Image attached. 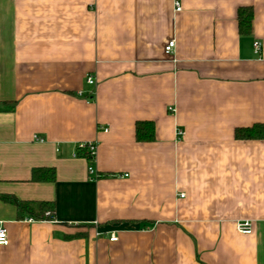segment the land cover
I'll list each match as a JSON object with an SVG mask.
<instances>
[{"label":"crops","instance_id":"obj_1","mask_svg":"<svg viewBox=\"0 0 264 264\" xmlns=\"http://www.w3.org/2000/svg\"><path fill=\"white\" fill-rule=\"evenodd\" d=\"M257 123L264 0H0V264H264V139L235 137Z\"/></svg>","mask_w":264,"mask_h":264},{"label":"trees","instance_id":"obj_2","mask_svg":"<svg viewBox=\"0 0 264 264\" xmlns=\"http://www.w3.org/2000/svg\"><path fill=\"white\" fill-rule=\"evenodd\" d=\"M253 10L250 8H240L238 12L239 30L242 34H248L252 30ZM235 137L238 140L264 139V123H257L250 127L237 128ZM136 138L139 142H151L155 139L154 124L152 122H138L136 124ZM55 179L54 169H35L33 180L52 181ZM19 209L28 212L36 220H49L45 214H54V204L47 202L23 203L15 198H9Z\"/></svg>","mask_w":264,"mask_h":264},{"label":"built area","instance_id":"obj_3","mask_svg":"<svg viewBox=\"0 0 264 264\" xmlns=\"http://www.w3.org/2000/svg\"><path fill=\"white\" fill-rule=\"evenodd\" d=\"M175 5H176V10L180 11L181 10L180 3L176 2ZM174 47H175V41L172 40L168 43V45L165 48L166 53L171 54L173 52ZM253 50L255 54L257 55L260 54L262 51V43L260 41H255L253 43ZM87 83L90 85H94L95 78L93 76H89L87 78ZM178 134L179 136H182L183 132L179 131ZM97 149H98L97 141H83V142H79L76 145V152L74 153V156H79L82 154L89 160V173L91 174H95V168L93 166V163L97 155ZM96 177H98V175H96ZM46 216L50 217L49 220L54 222V219L50 212H47ZM236 229L241 234L250 235L253 233V223L250 220L239 221L236 223ZM110 240L117 241L118 235L115 232H111ZM8 244H9L8 230L6 226L0 222V246H7Z\"/></svg>","mask_w":264,"mask_h":264}]
</instances>
